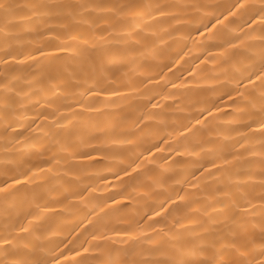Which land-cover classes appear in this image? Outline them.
Listing matches in <instances>:
<instances>
[{
	"label": "bare ground",
	"instance_id": "obj_1",
	"mask_svg": "<svg viewBox=\"0 0 264 264\" xmlns=\"http://www.w3.org/2000/svg\"><path fill=\"white\" fill-rule=\"evenodd\" d=\"M0 264H264V0H0Z\"/></svg>",
	"mask_w": 264,
	"mask_h": 264
}]
</instances>
